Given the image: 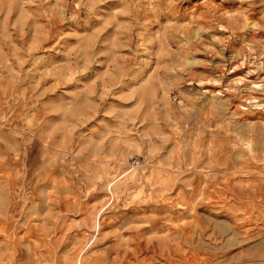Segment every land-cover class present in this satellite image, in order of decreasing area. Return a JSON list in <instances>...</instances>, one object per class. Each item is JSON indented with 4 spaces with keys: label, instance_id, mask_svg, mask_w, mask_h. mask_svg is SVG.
Returning a JSON list of instances; mask_svg holds the SVG:
<instances>
[{
    "label": "rangeland",
    "instance_id": "1",
    "mask_svg": "<svg viewBox=\"0 0 264 264\" xmlns=\"http://www.w3.org/2000/svg\"><path fill=\"white\" fill-rule=\"evenodd\" d=\"M0 264H264V0H0Z\"/></svg>",
    "mask_w": 264,
    "mask_h": 264
}]
</instances>
